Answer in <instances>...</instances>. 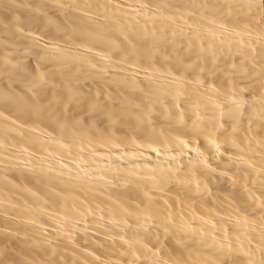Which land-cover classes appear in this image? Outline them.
Returning <instances> with one entry per match:
<instances>
[{
    "label": "bare ground",
    "instance_id": "1",
    "mask_svg": "<svg viewBox=\"0 0 264 264\" xmlns=\"http://www.w3.org/2000/svg\"><path fill=\"white\" fill-rule=\"evenodd\" d=\"M260 0H0V264H264Z\"/></svg>",
    "mask_w": 264,
    "mask_h": 264
},
{
    "label": "crops",
    "instance_id": "2",
    "mask_svg": "<svg viewBox=\"0 0 264 264\" xmlns=\"http://www.w3.org/2000/svg\"><path fill=\"white\" fill-rule=\"evenodd\" d=\"M261 5H262L261 17H262V21L264 22V0H261Z\"/></svg>",
    "mask_w": 264,
    "mask_h": 264
},
{
    "label": "rangeland",
    "instance_id": "3",
    "mask_svg": "<svg viewBox=\"0 0 264 264\" xmlns=\"http://www.w3.org/2000/svg\"><path fill=\"white\" fill-rule=\"evenodd\" d=\"M260 2H261V0H260ZM260 13H261V11H260ZM260 18H262V17L260 16ZM263 35H264V33H263Z\"/></svg>",
    "mask_w": 264,
    "mask_h": 264
}]
</instances>
